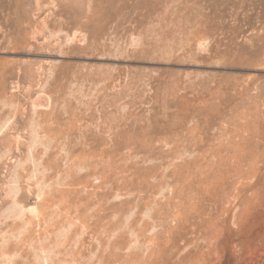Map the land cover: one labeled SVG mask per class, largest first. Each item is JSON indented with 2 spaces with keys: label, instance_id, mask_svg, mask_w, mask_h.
I'll return each mask as SVG.
<instances>
[{
  "label": "rangeland",
  "instance_id": "374dc122",
  "mask_svg": "<svg viewBox=\"0 0 264 264\" xmlns=\"http://www.w3.org/2000/svg\"><path fill=\"white\" fill-rule=\"evenodd\" d=\"M0 264H264V0H0Z\"/></svg>",
  "mask_w": 264,
  "mask_h": 264
}]
</instances>
